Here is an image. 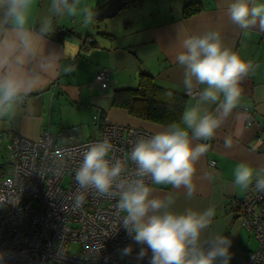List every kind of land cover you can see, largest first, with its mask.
Returning <instances> with one entry per match:
<instances>
[{"label": "clouds", "instance_id": "9594fccd", "mask_svg": "<svg viewBox=\"0 0 264 264\" xmlns=\"http://www.w3.org/2000/svg\"><path fill=\"white\" fill-rule=\"evenodd\" d=\"M36 0H0V119L10 118L44 79L52 74H71L74 63L62 64L70 54L49 48L55 33L54 21L79 18L84 26L95 22L96 9L86 0H50V15L37 21ZM231 22L242 30L264 31V0H233L228 7ZM176 62L184 69L183 84L191 91L204 85L194 103L186 106L179 122H172L150 138H140L123 159H113V145L105 138L82 153L75 171L78 185L75 200L84 194L117 199L118 226L133 241L146 245L137 258L151 251L149 264H229L231 240L225 234H207L216 216L210 206L202 211L174 210L175 197L154 196L153 186L184 189L187 198L196 191L197 162L217 129L240 105L241 82L252 70L238 53L225 46L219 30L183 39ZM171 96V93L168 94ZM205 105H215L209 111ZM226 146H231L228 141ZM131 162L134 167H129ZM264 170L241 163L234 169V184L248 189L253 182L264 193ZM131 245L122 250L130 255ZM0 264H4L0 254Z\"/></svg>", "mask_w": 264, "mask_h": 264}, {"label": "crops", "instance_id": "0c3cea01", "mask_svg": "<svg viewBox=\"0 0 264 264\" xmlns=\"http://www.w3.org/2000/svg\"><path fill=\"white\" fill-rule=\"evenodd\" d=\"M108 1L86 0L95 9L105 7ZM149 1L145 6L135 4V0L123 8L152 9L149 17H141L139 21L137 17L116 21V16L109 23H101L108 19L95 18L88 26L79 18L54 21L56 31L49 38V48L63 49L70 54L62 58L61 63H74L76 70L67 75L60 72L46 77L16 108L12 117L0 119V180L11 175L9 145L13 134L33 140L44 132L57 135L76 128L80 138L88 140L97 133L96 129L106 124L142 128L153 134L163 131L166 126L132 117L125 109L112 106L113 93L134 88L139 75L146 74L159 85L184 94L186 106L191 105L194 96L187 94L189 90L183 84L184 69L176 62V56L182 51L181 44L187 36L219 30L225 46L252 65L241 82L240 105L211 140L199 141L209 148L197 162L193 196L189 199L184 189H173L170 185L153 186V195L163 198L172 194L176 211L214 207L216 216L206 235L228 236L232 254L229 264H243L246 255L257 248V243L231 212L230 204L246 198L250 191V187L241 189L234 184V169L244 163L254 169V174L264 170V44L261 43L264 31L258 27L242 30L233 24L228 16L233 0ZM192 3L200 10L183 17V9ZM49 5L50 0H36L37 21L50 15ZM161 13H165V18L155 20ZM82 39H88L93 45L80 48ZM102 69L108 71L109 86L105 90L94 84L95 74ZM203 87L197 85L192 90L199 92ZM205 107L215 110V105ZM228 141L230 147L226 146ZM210 161L215 163L214 167L210 166ZM131 247L126 264H149L150 250L142 260L137 258L146 245L132 239Z\"/></svg>", "mask_w": 264, "mask_h": 264}, {"label": "built area", "instance_id": "2783aa9c", "mask_svg": "<svg viewBox=\"0 0 264 264\" xmlns=\"http://www.w3.org/2000/svg\"><path fill=\"white\" fill-rule=\"evenodd\" d=\"M264 44V36L261 38ZM94 84L105 90L108 71L95 74ZM197 90L187 91L196 97ZM82 140L76 128L36 139L10 137L11 175L0 180V254L4 264H126L122 250L130 235L118 226L117 199L84 194L78 205L75 171L82 153L94 142L109 139L113 159H123L140 138L155 135L145 129L103 125ZM210 166L215 163L210 161ZM129 167L134 165L129 162ZM231 212L257 243L243 264H264V193L250 186L246 198L233 200Z\"/></svg>", "mask_w": 264, "mask_h": 264}, {"label": "trees", "instance_id": "16d2710c", "mask_svg": "<svg viewBox=\"0 0 264 264\" xmlns=\"http://www.w3.org/2000/svg\"><path fill=\"white\" fill-rule=\"evenodd\" d=\"M125 1L127 6L135 2L134 0ZM199 10L196 4H189L183 9L182 16L189 17ZM80 42L82 49L93 45L88 39H82ZM169 93L171 96L168 95ZM112 106L125 109L132 117L167 126L172 122H179L186 107V96L159 85L151 76L140 74L134 88L122 89L113 93Z\"/></svg>", "mask_w": 264, "mask_h": 264}, {"label": "rangeland", "instance_id": "374dc122", "mask_svg": "<svg viewBox=\"0 0 264 264\" xmlns=\"http://www.w3.org/2000/svg\"><path fill=\"white\" fill-rule=\"evenodd\" d=\"M135 1V0H134ZM148 2H150L149 0H136V3L135 4H138V5H141V3H143V5H148ZM152 9H142V10H139L138 11H134L133 9H123L116 17L115 19H117L116 21H120V19H123L125 17L127 18H134V17H137L138 21H139V18L141 17H149V12L151 11ZM161 10V9H160ZM162 11V10H161ZM155 20L157 21H161L163 20V18H165V13H161L159 15H157L156 17H154ZM114 19V18H113ZM109 21H112V19H108V20H104L103 22L101 23H109Z\"/></svg>", "mask_w": 264, "mask_h": 264}, {"label": "water", "instance_id": "95a60500", "mask_svg": "<svg viewBox=\"0 0 264 264\" xmlns=\"http://www.w3.org/2000/svg\"><path fill=\"white\" fill-rule=\"evenodd\" d=\"M127 6L125 0H109L105 7H96L97 16L99 19H112L117 16L123 8Z\"/></svg>", "mask_w": 264, "mask_h": 264}]
</instances>
